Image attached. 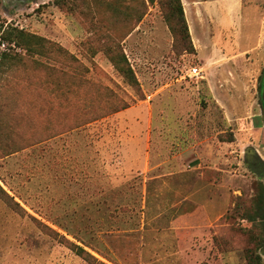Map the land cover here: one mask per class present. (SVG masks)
Returning a JSON list of instances; mask_svg holds the SVG:
<instances>
[{
  "label": "rangeland",
  "instance_id": "rangeland-1",
  "mask_svg": "<svg viewBox=\"0 0 264 264\" xmlns=\"http://www.w3.org/2000/svg\"><path fill=\"white\" fill-rule=\"evenodd\" d=\"M180 3L191 48L173 0H0V187L23 209L0 195V264H90L61 238L104 264L260 255L264 178L244 154L264 158V0L224 22L216 51ZM14 28L45 57L4 40ZM115 45L136 86L107 59Z\"/></svg>",
  "mask_w": 264,
  "mask_h": 264
},
{
  "label": "trees",
  "instance_id": "trees-1",
  "mask_svg": "<svg viewBox=\"0 0 264 264\" xmlns=\"http://www.w3.org/2000/svg\"><path fill=\"white\" fill-rule=\"evenodd\" d=\"M174 6L173 10L175 11L176 18H175V26L172 25L171 30L176 35L180 36V39L187 43L188 47L190 46V38L187 31V26L184 19L183 9L180 3V0H173ZM173 14V12H172ZM4 40L9 41V43H14L18 48L26 50L34 55H39L41 57L44 55V48L46 40L36 35L28 34L23 32L22 30L13 29L12 32H5L2 35ZM107 59L110 61L111 65L115 69L116 72L122 77L123 81L130 86H136L137 80L134 75L132 68L130 67L124 53L122 52L121 48L118 45L111 48L109 51L106 52ZM14 57V56H13ZM74 61H77L75 58L70 56ZM9 56H6L5 52L1 54L0 60V67L5 66ZM20 56H15L13 60L19 61ZM104 90L108 93V96H112V91L108 88H104ZM0 195L1 198L7 203L9 207H11L15 211H22L23 209L19 206L17 202L14 201L12 197H10L1 187H0ZM257 199L259 203L255 207L257 210L264 209V186L260 187V191L257 194ZM255 217V210L252 214ZM264 225V224H263ZM61 241L68 245L69 249L78 257L83 259L84 261L90 264H104L103 262L96 259L92 254L87 252L83 247L69 242L68 240L61 238ZM248 256V264H260L261 256L253 251L247 252Z\"/></svg>",
  "mask_w": 264,
  "mask_h": 264
},
{
  "label": "crops",
  "instance_id": "crops-1",
  "mask_svg": "<svg viewBox=\"0 0 264 264\" xmlns=\"http://www.w3.org/2000/svg\"><path fill=\"white\" fill-rule=\"evenodd\" d=\"M246 1L247 0H222V2L218 4H213L209 0H182L183 4H187V9L184 6V11L185 14L186 12L189 14V25L191 28H197V24L203 25L204 30H199L200 32H198V35L203 31L204 35L209 34L208 41L205 45L208 46V49L212 47L215 51L218 50L220 34L224 27V22L233 20L237 15L241 16L243 12L246 13V9H248V7H246L248 6L246 5ZM200 28L202 27L200 26ZM211 32L215 35L213 38H210V34L212 35ZM208 58H205V60H210V56Z\"/></svg>",
  "mask_w": 264,
  "mask_h": 264
},
{
  "label": "flooded vegetation",
  "instance_id": "flooded-vegetation-1",
  "mask_svg": "<svg viewBox=\"0 0 264 264\" xmlns=\"http://www.w3.org/2000/svg\"><path fill=\"white\" fill-rule=\"evenodd\" d=\"M263 73V72H262ZM260 93V97L264 102V75L260 76L259 84H258V95ZM255 151V149H253ZM251 157V162L249 163V168L253 174L258 175L259 179L264 178V158L260 157V160H255L254 156Z\"/></svg>",
  "mask_w": 264,
  "mask_h": 264
},
{
  "label": "water",
  "instance_id": "water-1",
  "mask_svg": "<svg viewBox=\"0 0 264 264\" xmlns=\"http://www.w3.org/2000/svg\"><path fill=\"white\" fill-rule=\"evenodd\" d=\"M262 75H264V70H263ZM257 97H258L257 103H258V106L260 108V119H261L262 127L264 129V102H263V99L260 97V93ZM263 97H264V94H263ZM250 156H254L255 160H257V161L260 160V156L257 154V151L256 150L254 151L253 148H249L244 154V161H245L244 164L248 168H249V163L251 162ZM260 255L261 256L264 255V248L260 251Z\"/></svg>",
  "mask_w": 264,
  "mask_h": 264
},
{
  "label": "built area",
  "instance_id": "built-area-1",
  "mask_svg": "<svg viewBox=\"0 0 264 264\" xmlns=\"http://www.w3.org/2000/svg\"><path fill=\"white\" fill-rule=\"evenodd\" d=\"M189 74L192 77H197L200 75V70L197 67H191L189 70Z\"/></svg>",
  "mask_w": 264,
  "mask_h": 264
}]
</instances>
